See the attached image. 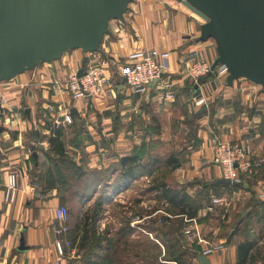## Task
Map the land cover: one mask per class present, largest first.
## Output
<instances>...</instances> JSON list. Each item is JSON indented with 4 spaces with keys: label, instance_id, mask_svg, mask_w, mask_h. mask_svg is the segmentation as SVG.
Listing matches in <instances>:
<instances>
[{
    "label": "crops",
    "instance_id": "obj_1",
    "mask_svg": "<svg viewBox=\"0 0 264 264\" xmlns=\"http://www.w3.org/2000/svg\"><path fill=\"white\" fill-rule=\"evenodd\" d=\"M124 18L109 22L99 52L85 53L80 48L67 50L60 59L38 64L32 70L0 82V98L3 100L0 124V264H73L70 260L72 255L68 253L60 257L57 253L53 231L55 211L60 205L69 208L71 227H79L74 243L77 250L84 219L89 214V203L75 199L76 203L71 204L63 190L45 189L42 174L50 165L45 154L49 150L47 137L50 134L46 123L54 121L65 125L62 117L67 106L77 110L75 115L86 122L89 134L96 139L64 140L67 153L86 170L109 169L112 176L113 171H120L119 166L117 168L120 158L129 154L133 145H140L144 141L97 140L101 133L112 130L113 113L117 109L122 114L129 113V130L132 127L140 129L142 133L151 120L147 110H153L159 116H172L178 110L197 111L203 105H206L207 111L201 118L202 124L196 138L187 142L186 159L178 167L183 170L180 183L200 179L213 184L223 178L220 166L214 163V151L210 145L215 137L248 144L254 158L261 160L264 166L263 86L247 78L235 80L229 86L227 77L218 76L216 72L196 83L186 74L187 67L193 61L207 60L215 64L218 57L216 40L201 39L203 18L178 0H131ZM147 48L168 51L169 67L161 82L154 83L148 93L135 94L123 84L119 67L128 54ZM89 64H104L107 67V89L99 96L74 99L65 90L64 82ZM115 70L117 74H114ZM115 75H118L119 83H111ZM169 91L173 97L166 98L165 94ZM201 97L205 99L204 104L196 106V100ZM164 128L157 138L167 142L170 139ZM35 146L43 150L37 152L38 165L33 156ZM14 169L19 171V189L15 202L8 204L4 201L5 185L8 173ZM262 172L261 176L244 179L239 186L217 188L222 192L220 197H227L232 204L220 222L209 221L213 215L209 209L212 205L210 202L193 217L195 223H186L184 241L187 245L184 241L183 245L189 253V264H200V255L208 257L210 264H238L241 257L239 244L245 240H253L255 244L241 264H264V217L254 212L248 215L253 208L249 203L264 192L263 169ZM199 187L203 188L201 185ZM187 188L191 190V187ZM193 188L197 189L198 186ZM100 189L94 192L92 198L98 196ZM109 209L110 205L104 207L95 227L96 235L104 238L103 243L110 242L103 250L105 253L112 247L113 236L118 230L108 225L111 221L115 222L109 215ZM160 211L170 216L165 221L167 225L174 229L179 225L178 219L182 214L172 215L163 210L157 212ZM235 211L241 213L237 219ZM260 212L264 213L263 210ZM185 217L187 220L188 217ZM121 223L129 231V216L124 217ZM194 227L199 228L202 242L188 238V232L195 230ZM182 231L180 229L173 237ZM166 232L168 237L172 236ZM153 239L164 254L166 248L162 240ZM216 244L224 247L203 253L206 248ZM81 254L78 252L76 255L78 259ZM165 264L178 263L165 261Z\"/></svg>",
    "mask_w": 264,
    "mask_h": 264
},
{
    "label": "water",
    "instance_id": "obj_2",
    "mask_svg": "<svg viewBox=\"0 0 264 264\" xmlns=\"http://www.w3.org/2000/svg\"><path fill=\"white\" fill-rule=\"evenodd\" d=\"M178 1L205 21L201 25V39L216 40L215 65H226L227 84L231 86L235 80L247 78L262 85L264 93V0ZM130 2L0 0V82L38 64L60 59L67 50L99 52L109 22L125 20ZM84 69L78 72L83 73ZM205 109L203 105L195 114L200 115ZM71 112L74 116L77 110ZM33 156L38 164L37 151ZM215 184L232 181L221 178ZM198 259L200 264H210L204 255Z\"/></svg>",
    "mask_w": 264,
    "mask_h": 264
},
{
    "label": "rangeland",
    "instance_id": "obj_3",
    "mask_svg": "<svg viewBox=\"0 0 264 264\" xmlns=\"http://www.w3.org/2000/svg\"><path fill=\"white\" fill-rule=\"evenodd\" d=\"M116 22H118V20ZM116 71L117 70H115L114 74H117ZM112 80L111 83L120 82L118 75H115ZM117 105L119 104L117 103ZM193 108L195 109V107ZM206 111L207 110L200 115H195L196 111H189V109H186V111L178 110L176 115L169 116L165 114L159 116L155 115L153 110H150V112L147 110L151 120L148 126L142 129V133L139 132L141 131L140 129L136 130V128L134 129L132 127L129 130V113L122 114L118 109L114 111V124L112 130L106 132V134L101 133V137L97 140H151L150 145L147 147L148 154L147 156H144V162L149 163V171L151 169L153 171L151 174L149 173L148 175L133 180L127 187L121 188L117 193L112 194L111 198H109L110 200L104 205L105 207L110 205L109 215L115 220V222L111 221L108 225H111L112 228H118L113 236L114 242L112 247L106 250L107 256L110 257V264H165V261H168L164 259L162 254L158 258L156 257V253H158L160 247L155 241L149 242L147 238L141 236V233L144 230L143 227L148 224L151 226L154 225L153 227L156 229L152 234L153 236L150 235V238H156V236H158L157 230L161 232V234L164 233L162 232V219L169 218L170 216L167 215L166 212H157L158 210L168 211L172 215L178 214L179 212L178 207L173 206L168 202L167 198L163 196L161 190L162 183H166L173 188H178L180 191L186 189L188 194L195 200V202H198L201 207L208 205L210 202H212L213 205L212 198L214 196L220 197L222 195L220 189L211 188L209 183H205L200 179H194L191 183L188 181L180 183V180L183 179V170H181V168L173 169L170 164L167 163L170 155L174 154L178 155L179 158L186 159L185 155L186 150L188 149L187 142L196 138L197 130L202 124L201 118ZM62 118L65 120V125H63L66 128L65 140H96L91 134H89V127L83 119L78 115H75L74 119L69 106L66 107V113ZM52 122L54 123V121ZM56 124L59 125V122H56ZM164 126L166 127L164 128L166 136L170 139L167 142L157 138V135L161 133ZM95 128H97V126ZM138 147L139 145H133L132 149L129 150V153L136 152L137 150L135 149H138ZM153 159L154 166L152 165ZM181 165H183V163H181ZM181 165L179 167H181ZM262 169L264 171L263 162ZM262 169L260 172L252 176L242 175L241 182L237 184H243L244 179L248 180L255 178L257 175L261 176L263 174ZM118 174H120V171H118V173L116 170L113 171L112 176H107L106 181L113 182ZM205 184H207V187L209 188L203 187V189L199 187V185L204 186ZM195 186H198V188L194 189L193 187ZM187 187H191V190ZM211 189L214 191H210ZM101 190L102 189L98 191V195H100ZM65 195L70 199L71 204L72 202L73 204L76 203L71 192H66ZM211 195L214 196L211 197ZM259 197L254 200H259ZM95 199L96 197L87 201V203H89V209L93 207ZM254 200L249 204L256 202ZM216 206L218 205H215L213 211H211L213 215L209 218L210 222H220V218L222 215L227 214V211L232 204L229 206L224 204L219 205V208H216ZM263 209V204L257 206L259 217L262 215L264 217V213L262 214V211L260 212V210ZM234 214H236V219L241 215V213H238L237 211H235ZM127 216H129V231L125 230L124 228L127 227L121 223V221H124V217ZM179 218H181L182 225L178 228V231H180V229L183 230L182 233H179L180 238L173 239V234L165 239L160 237V239L164 241L167 249L169 245H172L177 241L183 243L186 239L185 233H187V231L184 226L190 221L185 220V216H179ZM191 222L195 223V218ZM194 228L200 234L199 228ZM184 244L187 245L185 241ZM70 260L73 264H84L85 262L83 257L78 259L76 255L72 256ZM77 260H80V262H76Z\"/></svg>",
    "mask_w": 264,
    "mask_h": 264
},
{
    "label": "trees",
    "instance_id": "obj_4",
    "mask_svg": "<svg viewBox=\"0 0 264 264\" xmlns=\"http://www.w3.org/2000/svg\"><path fill=\"white\" fill-rule=\"evenodd\" d=\"M46 126L49 128L50 134L47 137L49 142V150L45 152V154L49 159L50 165L42 173L45 189L57 188L59 190H63L65 193L71 192L75 199L81 203H84L90 200L93 197L94 192L98 190L99 187H101L102 190L100 195L96 197L93 207L88 210L89 214L85 216L82 234L80 236L79 242L77 243V252H82L81 258H84V264H110V257L107 256V254L103 251L106 246H109L108 244H110V242H106L107 244H104V238L96 235V223L104 210L105 203L110 200L109 198H111V195L114 194V192L121 188L127 187L133 180L144 175H148L149 173L151 174L153 171L152 169L149 171L150 164L144 162V156H147L148 154L147 147L150 145L151 140H149V142L144 140L139 145L138 149H135L137 150L136 152L123 155L117 164V166H119L120 174L115 177L113 182H108L106 181L107 176L111 177V171L109 169L102 171L86 170L83 165H79L73 159V157L67 153L64 141V126L57 125L51 121H47ZM33 150L37 151L38 153L39 151H43L38 146H35ZM183 159L184 158H179L178 155L174 154L170 155L167 163L170 164L171 168L176 169L181 165ZM37 161H39V158ZM152 162V165L154 166V159ZM115 167L116 166L112 167V170ZM227 185L239 186L237 183L220 185H216L215 183L210 184L211 188H220ZM203 187L209 188L207 187V184H205ZM161 190L163 196L167 198L168 202L173 206L178 207L179 215L182 214L183 217L187 216L188 218L197 216L201 205L198 202H195V200L188 194L186 189L180 191L178 188H173L166 183H162ZM64 199H66V197ZM254 201L256 202H252L250 204V207L253 208L248 215L252 214L253 212L258 215L259 212L257 210V206L260 204L264 205V200ZM167 219L168 218L162 219V232L167 230L166 233L171 232V234L174 235V233H176L178 228L182 225L181 219H178L179 225L176 226L175 229L167 225L165 222ZM153 226L148 224L145 225L143 229L153 234L156 230ZM78 229V226L74 228L71 227L69 233V237L72 239L73 245L76 242ZM144 230L142 231L141 236L147 238L149 242H154V240L150 238V235ZM157 234L158 236H156V238H160L161 232L157 230ZM161 237L165 239L168 237V235L163 233ZM174 237L173 239L180 238L179 235ZM162 242L165 245L164 241ZM254 244L255 243L253 240H245L239 244V252L241 257L238 264L246 261L249 252L254 247ZM165 248L166 250L164 254H162L160 248L158 253H156L157 258L162 254L165 260L176 261L178 264H189V253L184 247L183 243L177 241L176 243L169 245L168 249L165 245Z\"/></svg>",
    "mask_w": 264,
    "mask_h": 264
},
{
    "label": "built area",
    "instance_id": "obj_5",
    "mask_svg": "<svg viewBox=\"0 0 264 264\" xmlns=\"http://www.w3.org/2000/svg\"><path fill=\"white\" fill-rule=\"evenodd\" d=\"M169 67V52L158 50L156 48L140 49L126 56L119 67L123 78V84L135 94H145L150 91L151 86L156 82H161L165 70ZM84 72H75L64 82L67 90L74 99L92 98L102 95L109 84L107 76V67L104 64H89L84 67ZM216 72L218 76L227 77L228 69L224 64L215 65L207 60L193 61L186 70L187 76L198 83L203 77ZM166 98L173 97L172 92L165 94ZM205 99L201 97L196 100V105L204 104ZM3 113V100L0 98V124ZM210 145L214 151V163L218 164L222 170L223 178L230 179L232 183H240L241 176H252L262 169L261 160L253 157L251 148L248 144L240 141H229L219 137L211 139ZM19 171L14 169L8 173L7 183L5 185L4 201L8 204L15 202L19 189L18 184ZM264 198V192L260 194ZM213 205L210 210L213 211L215 205H230L228 198L213 197ZM56 223L54 225L55 247L60 257L78 254L74 248L73 241L69 237L71 230L70 210L66 205H60L55 211ZM194 218H188L187 221H193ZM188 238L197 239L202 242L199 232L195 229L188 232ZM222 244L211 245L203 253L208 254L213 250L223 248Z\"/></svg>",
    "mask_w": 264,
    "mask_h": 264
}]
</instances>
